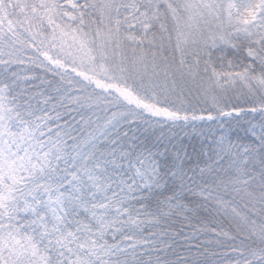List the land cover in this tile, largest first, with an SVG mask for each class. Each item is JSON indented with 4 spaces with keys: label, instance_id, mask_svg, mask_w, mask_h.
<instances>
[{
    "label": "snow or ice",
    "instance_id": "1",
    "mask_svg": "<svg viewBox=\"0 0 264 264\" xmlns=\"http://www.w3.org/2000/svg\"><path fill=\"white\" fill-rule=\"evenodd\" d=\"M0 264H264V0H0Z\"/></svg>",
    "mask_w": 264,
    "mask_h": 264
}]
</instances>
